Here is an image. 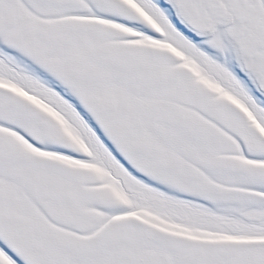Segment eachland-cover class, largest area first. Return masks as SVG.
Instances as JSON below:
<instances>
[{
    "label": "snow or ice",
    "instance_id": "1",
    "mask_svg": "<svg viewBox=\"0 0 264 264\" xmlns=\"http://www.w3.org/2000/svg\"><path fill=\"white\" fill-rule=\"evenodd\" d=\"M0 264H264V0H0Z\"/></svg>",
    "mask_w": 264,
    "mask_h": 264
}]
</instances>
